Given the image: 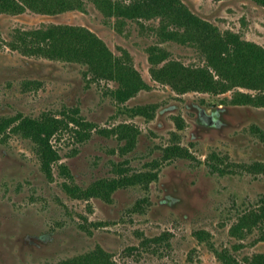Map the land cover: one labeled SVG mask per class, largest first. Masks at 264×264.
I'll use <instances>...</instances> for the list:
<instances>
[{
  "label": "rangeland",
  "instance_id": "rangeland-1",
  "mask_svg": "<svg viewBox=\"0 0 264 264\" xmlns=\"http://www.w3.org/2000/svg\"><path fill=\"white\" fill-rule=\"evenodd\" d=\"M182 1L264 46V6L255 1ZM50 24L91 29L128 57L146 87L122 102L117 85L93 78L86 64L12 46L20 31ZM164 24L107 15L91 0L56 13L0 10V125L10 122L0 129V264H59L98 248L118 264H256L264 222L241 218L264 195V106L231 101L251 89L180 92L157 80L153 53L206 64L197 46L169 39ZM43 115L64 122L51 137L58 157L48 169L39 144L17 128ZM169 147L184 152L169 155ZM125 175L136 179L109 197L67 188Z\"/></svg>",
  "mask_w": 264,
  "mask_h": 264
},
{
  "label": "trees",
  "instance_id": "trees-1",
  "mask_svg": "<svg viewBox=\"0 0 264 264\" xmlns=\"http://www.w3.org/2000/svg\"><path fill=\"white\" fill-rule=\"evenodd\" d=\"M84 1L0 0V10L20 12L31 8L35 11L56 13L83 8ZM91 1L105 14L115 15L117 18H160L165 23V34L169 39L197 46L206 60L205 65L191 66L179 60L167 59L158 52L153 53L151 59L155 67L152 68V73L157 80L169 83L180 92L200 90L221 93L235 87L251 89L257 92L237 89L231 101L264 106V46L244 39L231 30H220L216 25L193 13L182 0ZM253 1L264 6V0ZM17 36V43L12 46L25 53L86 64L93 78L106 79L117 85L113 89V95L119 101H126L146 87L145 81L128 57L115 55L102 38L85 26L50 24L22 30ZM162 59L166 60L161 63ZM76 121L83 126L87 124L82 120ZM9 123V120H6L0 125V129L6 128ZM18 127L25 136L39 144L44 167L50 168L51 162L58 157L52 147L51 137L64 127V122L48 115L39 118L24 117ZM77 132L81 140L88 135L83 130ZM166 150L169 155H182L184 152L181 147H169ZM135 179L125 175L99 180L88 188H67L82 197H109L115 189ZM257 205V208L241 218V223L249 225L257 219L264 222V195ZM248 221L250 222L246 223ZM254 262L264 264V252L259 253ZM59 264L118 263L108 252L98 248Z\"/></svg>",
  "mask_w": 264,
  "mask_h": 264
}]
</instances>
